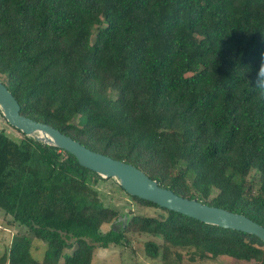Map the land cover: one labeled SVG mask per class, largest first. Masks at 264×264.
<instances>
[{
    "label": "trees",
    "instance_id": "1",
    "mask_svg": "<svg viewBox=\"0 0 264 264\" xmlns=\"http://www.w3.org/2000/svg\"><path fill=\"white\" fill-rule=\"evenodd\" d=\"M262 55L264 0H0V80L21 114L264 226V100L252 87ZM11 127L18 139L0 127V209L17 231L0 264H92L98 247L130 246L133 226L162 264H264L258 236L119 184L158 214L130 209L105 231L122 219L98 186L111 179Z\"/></svg>",
    "mask_w": 264,
    "mask_h": 264
},
{
    "label": "water",
    "instance_id": "2",
    "mask_svg": "<svg viewBox=\"0 0 264 264\" xmlns=\"http://www.w3.org/2000/svg\"><path fill=\"white\" fill-rule=\"evenodd\" d=\"M0 109L8 123L29 138L73 154L82 166L104 179L116 180L128 194L207 224L256 235L264 241V226L248 216L179 196L171 189L162 187L135 165L95 152L52 125L21 114L20 103L2 80Z\"/></svg>",
    "mask_w": 264,
    "mask_h": 264
},
{
    "label": "rangeland",
    "instance_id": "3",
    "mask_svg": "<svg viewBox=\"0 0 264 264\" xmlns=\"http://www.w3.org/2000/svg\"><path fill=\"white\" fill-rule=\"evenodd\" d=\"M0 127L3 128L8 135L12 138H19L18 133L3 119L0 118ZM118 182L114 179L100 181L98 186L102 191L103 199L105 204L114 209L119 210L122 213V219L112 223L103 225L105 231L109 230L111 227L116 229L122 228L125 221H127L130 216V209L133 212L145 213L148 215H157L158 211L154 208H148L141 205H133L130 203V198L118 187ZM17 231V228L12 225H8L3 218V212L0 209V257L8 249L11 244L13 234ZM129 237L131 239L130 246L114 245L111 244L109 247H98L94 251V258L92 264H162L161 259H151L145 254L144 242L153 237L147 234H141L137 231V226H133L129 232ZM157 241H160L156 238ZM37 246L34 249V256L37 259H41L46 250L45 244L42 242H35ZM201 264H239L237 260L230 257H218L212 256L208 259L200 261Z\"/></svg>",
    "mask_w": 264,
    "mask_h": 264
},
{
    "label": "clouds",
    "instance_id": "4",
    "mask_svg": "<svg viewBox=\"0 0 264 264\" xmlns=\"http://www.w3.org/2000/svg\"><path fill=\"white\" fill-rule=\"evenodd\" d=\"M252 87L256 92L259 100H264V55L255 73V80L252 82Z\"/></svg>",
    "mask_w": 264,
    "mask_h": 264
}]
</instances>
